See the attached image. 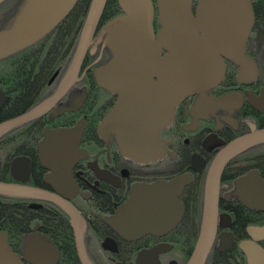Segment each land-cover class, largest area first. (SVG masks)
I'll return each instance as SVG.
<instances>
[{
    "label": "flooded vegetation",
    "instance_id": "1",
    "mask_svg": "<svg viewBox=\"0 0 264 264\" xmlns=\"http://www.w3.org/2000/svg\"><path fill=\"white\" fill-rule=\"evenodd\" d=\"M90 1L83 0V6L75 10L79 0L72 12L41 40L0 59V125L39 105L41 90L43 98L47 96L44 101L55 94L65 71L54 70V53L60 47L56 44V30L72 18L75 25L81 24L79 19L82 15L84 23ZM152 1L157 33L161 28L159 12L156 0ZM31 3L33 5L34 0L1 2L0 33L28 17ZM117 5L120 13L114 20L125 17L119 0ZM256 6L253 5L255 22L245 43V54L254 62L253 73L248 71L240 76L241 67L237 62L224 58L226 72L223 80L213 88L200 90L176 104L172 121L159 133L158 153L148 162H137L124 156L117 132L99 131L120 94L101 87L96 80V71L114 58L113 38L127 27L133 30L132 25L120 24L122 21H118L119 25L111 30L104 29L101 24L95 31L80 71V80L54 109L0 134V181L52 191L45 182L50 171L41 161L39 147L51 138L53 131L61 129L54 127L57 120L74 115L77 120L71 128L81 121L86 122V128L80 146L83 158L79 159L73 171L78 191L70 202L86 221L85 245L92 264H137L142 251L153 249L163 250L155 257L159 264H187L201 232L208 177L215 159L232 141L253 130L264 129V17H258ZM197 8L195 0L192 6L194 15ZM46 41L51 76L41 78L40 57L46 51ZM67 46L65 55L69 56L70 38ZM166 53L164 51L163 55ZM75 104L79 105L75 111L65 110ZM44 133L47 139H44ZM17 158H26L30 163L29 179L25 183L18 181L12 172L13 161ZM254 170L264 181V144L233 158L223 172L216 233L205 264H249L241 244L252 240L249 234L251 227L264 226V205L260 204L261 209L253 207L252 200L237 193L236 182ZM98 172H102V176ZM19 177L25 178V175L20 174ZM178 178L183 179L174 186L172 193L167 189L155 193L154 207L166 206L160 201L172 196L177 202L173 205L174 211L177 206L183 208L180 221L164 234L128 240L104 221V218H118L125 213L124 206L135 186L168 185ZM255 199L259 202L264 200V194H257ZM2 200L0 198V202ZM49 203L52 202L31 199L27 204L29 209L41 211ZM31 204H41L42 207L34 209ZM0 208L2 211L1 204ZM258 245L264 248V241ZM153 261L151 256L148 264Z\"/></svg>",
    "mask_w": 264,
    "mask_h": 264
},
{
    "label": "water",
    "instance_id": "2",
    "mask_svg": "<svg viewBox=\"0 0 264 264\" xmlns=\"http://www.w3.org/2000/svg\"><path fill=\"white\" fill-rule=\"evenodd\" d=\"M78 1L34 0L28 17L0 33V59L41 40L74 9ZM194 1L156 0L161 25L156 33L152 0H119L125 17L114 20L113 28L122 21L120 24L132 25L133 30L127 27L113 38L114 58L96 71V80L101 87L120 94L99 131L117 132L121 152L137 162L155 159L160 147L159 133L172 121L176 104L200 90L213 88L223 80L226 72L224 58L237 62L241 67L240 76L254 71V62L245 54V43L255 22L252 2L197 0L198 8L194 15ZM105 2L91 1L74 60L55 94L24 115L0 125V134L54 109L73 88L79 80ZM164 51L167 52L165 55ZM78 106L75 104L65 110L75 111ZM85 128L86 122L81 121L69 129H56L49 140L40 144L41 161L50 171L45 182L52 191L0 181V194L60 206L69 216L81 264H92L85 245L86 221L70 202L78 191L73 171L79 159L83 158L80 146ZM260 144H264V129L253 130L232 141L215 159L208 177L201 232L187 264H204L207 259L216 233L219 188L226 166L233 158ZM29 164L26 158L13 161L12 172L18 181L25 183L29 179ZM20 174L25 178H20ZM98 174L102 176V172ZM181 179L168 185L135 186L124 206L125 213L118 218H104V221L128 240L164 234L180 221L183 208L177 206L174 211L173 205L177 202L172 196L160 201L166 206L154 207L155 193L159 194L161 189L172 193ZM236 183L237 193L252 200L253 207L261 209L264 200L259 202L255 199L257 194H264V181L259 172L254 170L237 179ZM30 207L39 209L42 206L31 204ZM249 234L252 240L243 242L241 248L247 254L249 264H264V248L258 245L264 241V226L251 227ZM26 243L30 264L58 262L55 248L41 239L37 232ZM160 252L163 250L142 251L137 264H148L151 256L152 264H159L155 257ZM0 264H24L23 257L12 250L5 232H0Z\"/></svg>",
    "mask_w": 264,
    "mask_h": 264
},
{
    "label": "trees",
    "instance_id": "3",
    "mask_svg": "<svg viewBox=\"0 0 264 264\" xmlns=\"http://www.w3.org/2000/svg\"><path fill=\"white\" fill-rule=\"evenodd\" d=\"M91 1L89 3V8ZM250 1L254 6L257 5L256 8L259 11L258 17H264V0ZM80 6H83V0H80L75 10H78ZM119 13L120 9L117 5V0H106L96 30H98L101 24H103L102 27L104 29L106 28V30L113 28V21ZM85 20L83 23L82 15L79 19L81 24L78 23V25H75L74 19L72 18L66 25L61 24L57 28L56 44L60 46L58 48L60 52L57 53L58 51H55L54 53L55 71L62 69L67 70L70 66L81 39ZM78 27H80L79 31L75 32ZM69 38L71 52L69 56H66L65 51L68 49L67 42ZM45 47L46 51L40 57L41 78L42 76H48V78L51 76V67L48 66V41H46ZM24 92H26V90ZM42 93L43 90L40 92L39 103L44 101L47 97L43 98L44 95ZM76 120L77 118L74 115H66L62 117V119L57 120L54 127L69 129L76 123ZM51 131L52 130H50V132ZM45 138L47 139V136L44 133V139ZM39 182H41V180H39ZM0 198L3 199L0 202L2 207L0 215V232H5L8 235L12 250L23 257L24 264H30L29 249L26 241L35 232H38L40 238L57 251L59 259L56 264H81L76 250L74 234L70 227L69 216L60 206L49 203L46 204L49 206H46L43 210L33 211L28 208L27 204L31 199L4 194H0ZM36 227H38L37 230ZM192 251L193 250H191V252Z\"/></svg>",
    "mask_w": 264,
    "mask_h": 264
},
{
    "label": "bare ground",
    "instance_id": "4",
    "mask_svg": "<svg viewBox=\"0 0 264 264\" xmlns=\"http://www.w3.org/2000/svg\"><path fill=\"white\" fill-rule=\"evenodd\" d=\"M77 3H78V2H77ZM71 12H72V11H71ZM71 12H70V13H71ZM70 13H69V14H70ZM69 14H68V15H69ZM89 50H90V49H89ZM74 57H75V55H74ZM73 60H74V58H73ZM73 60H72V62H73ZM110 61H111V60H110ZM110 61H109V62H110ZM72 62H71V64H72ZM71 64H70V66H71ZM70 66L68 67L67 70L64 71V75L61 77V81L63 80L64 76H65L66 73L68 72ZM102 67H103V66H102ZM79 80H80V74H79ZM79 80H78V81H79ZM78 81H77V82H78ZM60 83H61V82H60ZM75 84H76V83H75ZM61 129H62V128H61ZM258 146H259V145H258ZM56 205H57V204H56ZM1 232H2V231H1ZM209 251H210V250H209ZM208 254H209V253H208ZM204 264H205V263H204Z\"/></svg>",
    "mask_w": 264,
    "mask_h": 264
}]
</instances>
